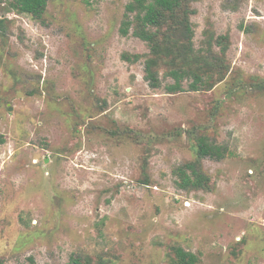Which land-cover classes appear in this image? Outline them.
I'll use <instances>...</instances> for the list:
<instances>
[{
	"label": "rangeland",
	"instance_id": "obj_1",
	"mask_svg": "<svg viewBox=\"0 0 264 264\" xmlns=\"http://www.w3.org/2000/svg\"><path fill=\"white\" fill-rule=\"evenodd\" d=\"M127 2L50 0L41 22L0 0V262L169 264L182 246L264 264V0L194 3L196 46L229 33L230 70L177 93L163 72L146 81L147 44L120 33ZM201 134L228 153L203 162L210 190L180 189Z\"/></svg>",
	"mask_w": 264,
	"mask_h": 264
},
{
	"label": "trees",
	"instance_id": "obj_2",
	"mask_svg": "<svg viewBox=\"0 0 264 264\" xmlns=\"http://www.w3.org/2000/svg\"><path fill=\"white\" fill-rule=\"evenodd\" d=\"M50 0H7L8 11L24 14L36 21L44 22ZM197 0H128L125 6L120 33H130L144 41L149 53L145 60V79L153 88L162 85L160 73L174 80L166 89L169 93L185 90L210 91L223 82L230 70L227 58L231 45L230 34L215 36L208 28L203 46L195 43V27L192 16L196 14ZM7 32L6 18H0V35ZM142 54L123 52L122 59L136 63ZM194 134V133H193ZM138 140L142 136H138ZM194 158L178 165L173 173L176 184L183 190L211 189V177L204 170L207 158L222 160L228 148L212 140L207 134L196 137L193 145ZM148 181V180H145ZM34 263V258H30ZM199 254L182 246L171 248L169 264H199ZM0 264H3L0 262ZM67 264H109L95 260L92 256L72 254Z\"/></svg>",
	"mask_w": 264,
	"mask_h": 264
}]
</instances>
